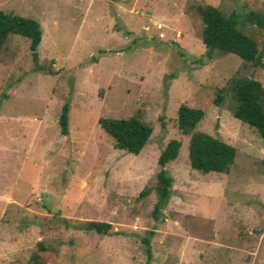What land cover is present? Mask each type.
I'll return each instance as SVG.
<instances>
[{
	"label": "rangeland",
	"instance_id": "rangeland-1",
	"mask_svg": "<svg viewBox=\"0 0 264 264\" xmlns=\"http://www.w3.org/2000/svg\"><path fill=\"white\" fill-rule=\"evenodd\" d=\"M198 5L264 15V0H0L42 30L36 62L16 35L0 53V264H24L39 241L47 264H264V140L233 116L229 90L241 76L264 88V33L250 32L262 68L218 52L206 61ZM180 105L201 109L197 130L236 149L227 174L190 168ZM133 116L152 129L138 155L115 149L98 123ZM171 139L181 142L165 167L172 191L154 218ZM90 221L111 229L80 227Z\"/></svg>",
	"mask_w": 264,
	"mask_h": 264
},
{
	"label": "trees",
	"instance_id": "trees-1",
	"mask_svg": "<svg viewBox=\"0 0 264 264\" xmlns=\"http://www.w3.org/2000/svg\"><path fill=\"white\" fill-rule=\"evenodd\" d=\"M195 8L203 23L200 37L206 48L203 56L206 61L212 58L214 52H218L223 55L233 54L255 67H263V49L259 50L257 39L251 31L260 30L264 33V15L250 12L241 17L236 12H231L226 16L215 6L198 5ZM13 35L28 41L32 61L36 62L37 48L42 36L40 24L35 20L0 10V53ZM203 62L204 60H201L196 63L200 66ZM229 90L237 102L233 116L254 128L264 140V88L261 83L245 76L236 77L231 80ZM221 100L222 97L217 95L215 102L220 103ZM68 112L69 105L66 102L62 105L58 117L60 134L63 136L68 133ZM203 117L204 112L201 109L186 105H180L176 111L177 128L183 136L188 137L189 166L201 174L210 172L227 174L235 162L236 149L218 138L198 131L197 126ZM98 123L104 134L112 140L115 149L132 155L139 154L152 132L151 127L137 116L127 119L101 118ZM180 147L179 140L171 139L158 156L159 171L156 175L155 188L157 202L152 210L154 218L158 217V213L170 198L173 179L165 167L176 160ZM58 221L68 226V219L62 218ZM80 227L101 236L106 235L111 229L108 223L94 221L82 223ZM151 234L148 233V236ZM141 241L146 246L145 252L150 259L148 237ZM51 250L42 241L37 242L24 264L55 263V260L47 256Z\"/></svg>",
	"mask_w": 264,
	"mask_h": 264
}]
</instances>
